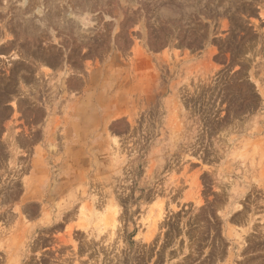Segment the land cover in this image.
<instances>
[{"label":"rangeland","instance_id":"rangeland-1","mask_svg":"<svg viewBox=\"0 0 264 264\" xmlns=\"http://www.w3.org/2000/svg\"><path fill=\"white\" fill-rule=\"evenodd\" d=\"M0 264H264V0H0Z\"/></svg>","mask_w":264,"mask_h":264}]
</instances>
